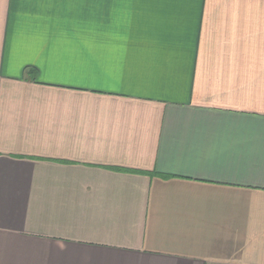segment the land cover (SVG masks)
I'll use <instances>...</instances> for the list:
<instances>
[{"label": "crops", "instance_id": "crops-1", "mask_svg": "<svg viewBox=\"0 0 264 264\" xmlns=\"http://www.w3.org/2000/svg\"><path fill=\"white\" fill-rule=\"evenodd\" d=\"M0 264H264V0H0Z\"/></svg>", "mask_w": 264, "mask_h": 264}]
</instances>
